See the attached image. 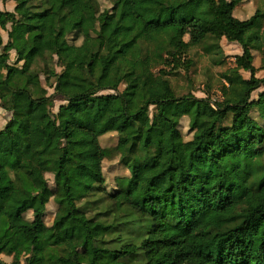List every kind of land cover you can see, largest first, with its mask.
<instances>
[{"label": "trees", "instance_id": "16d2710c", "mask_svg": "<svg viewBox=\"0 0 264 264\" xmlns=\"http://www.w3.org/2000/svg\"><path fill=\"white\" fill-rule=\"evenodd\" d=\"M14 2L0 10V264H264V0H188L169 21L128 16L135 0ZM222 39L241 45L232 64ZM65 62L89 88L53 112ZM81 133L97 165L69 178Z\"/></svg>", "mask_w": 264, "mask_h": 264}, {"label": "rangeland", "instance_id": "374dc122", "mask_svg": "<svg viewBox=\"0 0 264 264\" xmlns=\"http://www.w3.org/2000/svg\"><path fill=\"white\" fill-rule=\"evenodd\" d=\"M188 0H135V6L132 11L128 12V16L134 17L136 15H142L148 20H163L169 21L173 18V9L176 10V18L183 19L187 17V13L191 10L189 5L187 4ZM15 6L14 0H0V10H13ZM256 5L254 6V8ZM251 10V8H249ZM73 19H78V17H73ZM29 24H33V22H20L15 26L8 24V28L11 30H21L24 26ZM1 34L3 40H7V32L5 30H1ZM52 29H51V20H47V36L45 38V42H49L52 39ZM221 46L223 48V52L226 56V63L232 64L233 58L236 55L242 54L241 45L238 43L230 42L226 39H222ZM15 60L14 51H11L10 61L13 62ZM257 64L259 63V59H256ZM205 62L198 63V72L204 73V70L209 68L208 74L214 78L219 77V71L221 68L214 67L210 64L204 68ZM62 80L61 84V94L56 95L54 97V108L53 112H58L59 106L64 104L65 99L76 94L85 91L88 89V85L83 81V73L74 67L70 62H65L61 64L60 67L57 68ZM242 76L245 78L250 77V72L241 71ZM183 77H180L177 81L179 84H183L184 77L187 78V74L185 70L181 71ZM156 71L152 76H147L144 78V82L149 86L150 89H156ZM257 77L264 78V70H261L257 73ZM201 80H205L207 78L200 77ZM43 86H46V82H44V77L41 79ZM54 90L52 88H48V93L52 94ZM194 94L198 97H204V85H200L197 91H194ZM254 93L253 96H255ZM214 99H219L221 96V92L217 89V84L214 85L211 95ZM109 115V113H108ZM10 114L4 109L0 108V131L4 128ZM120 124V123H119ZM120 132L126 136L131 135L132 131L130 129L120 128ZM155 141H157V134L153 135ZM72 146L80 154V162H70L67 164L68 169V177L69 178H79L83 175V171L86 168L94 167L97 165V157H96V149L93 144L92 138L90 135L81 133L75 139L72 140ZM157 174V172L147 171L145 176L150 179L153 175ZM38 177V176H37ZM264 245V226L256 222L253 229L252 234V250L257 253L261 246ZM100 264H118L115 256L111 253L101 252L99 255ZM17 260H23L22 258H18V256H2V262L10 264Z\"/></svg>", "mask_w": 264, "mask_h": 264}]
</instances>
